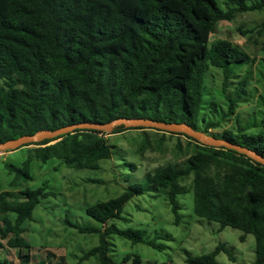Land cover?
I'll return each instance as SVG.
<instances>
[{"label":"trees","instance_id":"trees-1","mask_svg":"<svg viewBox=\"0 0 264 264\" xmlns=\"http://www.w3.org/2000/svg\"><path fill=\"white\" fill-rule=\"evenodd\" d=\"M261 9L264 0H0V142L76 122L143 117L185 122L264 156V57L263 109L255 131L238 123L236 129L213 132L220 120L201 113L208 70H222L224 90L229 67H239L251 57L228 38L211 40L216 23ZM246 83L245 78L239 81L238 98ZM227 102L224 118L235 113L238 101L227 97ZM210 104L215 110L216 103ZM126 129L116 126L111 133ZM104 134L76 129L53 143L34 142L21 163H3L10 178L6 189L0 181V250L17 249V264H46L42 259L31 262L30 245L22 235L34 207L42 198L56 195L45 185H27L33 178L32 162L54 157L68 167L95 168L99 160L111 157ZM171 135H183L192 144L180 165L158 166L145 178L147 185L128 184L118 195L88 205L85 212L94 223L65 219L80 233L98 235V244L84 252L79 263L96 256L99 264H151L134 253L115 260L109 236L163 249L143 230L119 228L113 222L122 217L132 196L152 186L165 193L175 225L181 221L178 195L192 192L194 214L220 227L240 229V240L253 234L251 264H264V166L233 149L205 146L182 133ZM176 145L182 149L181 143ZM14 189H21L19 196L10 193ZM221 250L233 258L219 243L211 252L186 261L218 264L215 256ZM0 264L10 263L0 258ZM58 264L71 263L61 259Z\"/></svg>","mask_w":264,"mask_h":264},{"label":"rangeland","instance_id":"rangeland-1","mask_svg":"<svg viewBox=\"0 0 264 264\" xmlns=\"http://www.w3.org/2000/svg\"><path fill=\"white\" fill-rule=\"evenodd\" d=\"M263 21L264 9L241 12L231 20L218 21L210 35L211 40L228 38L251 56L239 67H229L224 90L222 70L214 67L208 70L205 82L207 91L201 113L206 118L220 120V126L213 129V132H221L224 128L236 129L238 123L248 131L258 128L263 109L260 103V74L264 57ZM242 78L247 79V83L244 94L238 98L239 81ZM227 97L235 98L238 102L235 113L224 118L228 106ZM211 100L216 103L215 110L210 104ZM104 136L112 147L111 157L99 160L95 168L68 167L54 157L44 163L39 160L32 162L33 178L27 185H45L47 189L55 191L56 195L42 198L34 207L32 218L25 222L26 228L22 235L30 245L31 262L42 259L46 264H58L62 259L71 264H99L96 256H90L80 263L78 260L84 252L98 244V235L80 233L69 226L65 219L82 225L94 223L85 212L88 205L118 195L128 184L143 182L147 185L145 178L151 176L156 167L167 163L180 165L192 148L191 142L183 135H171V132L150 128H131L117 133L105 131ZM176 142L181 143V150ZM30 146L0 152V181L4 189L10 177L3 163H21ZM152 188L148 186L143 194L132 196L123 207L122 217L113 222L119 228L143 230L147 238H154L163 244V249L142 242L132 243L128 238L111 234L112 258L121 261L125 254L134 253L151 264H188V257L211 252L217 244L223 243L233 258L221 250L215 256L218 264L252 263L255 256L253 234L246 233L244 240H240L239 236L243 234L240 229L220 227L216 221L196 216L193 212L192 192L178 195L181 221L175 225L165 193ZM20 190H10V193L19 196ZM25 251L23 248L22 252ZM0 258L10 264H17V249L0 250Z\"/></svg>","mask_w":264,"mask_h":264},{"label":"water","instance_id":"water-1","mask_svg":"<svg viewBox=\"0 0 264 264\" xmlns=\"http://www.w3.org/2000/svg\"><path fill=\"white\" fill-rule=\"evenodd\" d=\"M120 125L124 126L125 128L144 127L172 133H182L195 139L200 144L205 146L215 148L225 147L228 149H233L238 153L244 154L251 158L253 161L258 162L264 166V156L257 153L251 148L230 142L224 138L215 137L200 130H195L191 125L185 122H165L143 117H118L107 122L84 121L68 124L54 130L42 129L36 131L31 135L25 134L13 139L6 140L4 142H0V152L16 150L25 145L30 146L33 145L34 142H39L43 139L58 140L57 138L67 133H73L76 129L112 131L114 127Z\"/></svg>","mask_w":264,"mask_h":264},{"label":"clouds","instance_id":"clouds-1","mask_svg":"<svg viewBox=\"0 0 264 264\" xmlns=\"http://www.w3.org/2000/svg\"><path fill=\"white\" fill-rule=\"evenodd\" d=\"M132 128H135V127H132ZM127 129H131V128H127ZM111 132V131H110ZM58 140L60 139V137L59 138H57ZM55 140L56 139H53V141H51L50 143H53V142H55ZM57 141V140H56ZM26 146V145H25ZM9 151V150H8Z\"/></svg>","mask_w":264,"mask_h":264}]
</instances>
